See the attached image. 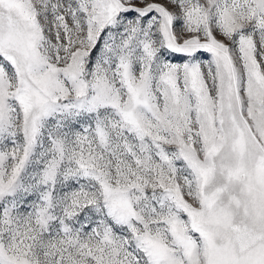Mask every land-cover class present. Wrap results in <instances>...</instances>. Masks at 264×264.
<instances>
[{
	"label": "snow or ice",
	"instance_id": "snow-or-ice-1",
	"mask_svg": "<svg viewBox=\"0 0 264 264\" xmlns=\"http://www.w3.org/2000/svg\"><path fill=\"white\" fill-rule=\"evenodd\" d=\"M0 264H264V0H0Z\"/></svg>",
	"mask_w": 264,
	"mask_h": 264
}]
</instances>
